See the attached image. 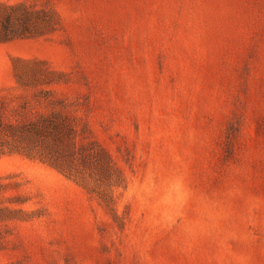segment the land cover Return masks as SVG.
<instances>
[{
    "label": "rangeland",
    "instance_id": "rangeland-1",
    "mask_svg": "<svg viewBox=\"0 0 264 264\" xmlns=\"http://www.w3.org/2000/svg\"><path fill=\"white\" fill-rule=\"evenodd\" d=\"M0 3L57 22L0 43V118L48 92L112 160L91 192L0 156V264H264V0Z\"/></svg>",
    "mask_w": 264,
    "mask_h": 264
},
{
    "label": "trees",
    "instance_id": "trees-1",
    "mask_svg": "<svg viewBox=\"0 0 264 264\" xmlns=\"http://www.w3.org/2000/svg\"><path fill=\"white\" fill-rule=\"evenodd\" d=\"M23 7L0 3V43L55 31L57 22L53 17H45V26L39 31L28 32L30 30L16 25L12 14L23 10ZM49 83L51 81L42 82ZM50 96L44 92L39 100V103L44 102L50 107L49 112L14 123L0 118V156L20 154L38 159L92 192L89 182L92 170L107 173L112 169L111 157L98 142L88 140L85 125L82 129L77 128L74 117L66 112L65 102L53 100ZM15 212L8 208L0 209V220L14 218Z\"/></svg>",
    "mask_w": 264,
    "mask_h": 264
}]
</instances>
